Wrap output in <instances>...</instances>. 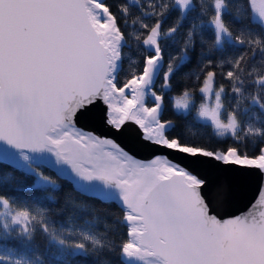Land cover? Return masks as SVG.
Returning a JSON list of instances; mask_svg holds the SVG:
<instances>
[{
	"label": "snow or ice",
	"instance_id": "6c2138e0",
	"mask_svg": "<svg viewBox=\"0 0 264 264\" xmlns=\"http://www.w3.org/2000/svg\"><path fill=\"white\" fill-rule=\"evenodd\" d=\"M190 6L193 0H149V22L138 16L131 23L139 30L126 33L129 9L118 15L108 0H0V176L22 170L36 178L22 202L0 184V264H91L98 247L126 264H264V73L245 74L246 55L215 59L225 40L264 56V0L243 3L247 30L238 34L226 19L227 0H209L201 14L210 18L193 24L173 51L181 23L168 24L169 10L182 20ZM201 27L214 40L201 35L198 48ZM130 37L140 66L121 77ZM194 54L198 83L169 95ZM225 63L230 92L216 86ZM248 83L255 94H246ZM166 110L209 125L217 146L174 134ZM94 121L108 133L89 127ZM44 166L82 195L117 204L126 231L101 240L57 227L54 216L64 209L46 204L57 185ZM249 181L257 195L240 207ZM37 226L47 259L34 251Z\"/></svg>",
	"mask_w": 264,
	"mask_h": 264
},
{
	"label": "trees",
	"instance_id": "16d2710c",
	"mask_svg": "<svg viewBox=\"0 0 264 264\" xmlns=\"http://www.w3.org/2000/svg\"><path fill=\"white\" fill-rule=\"evenodd\" d=\"M111 4L112 9L118 15L120 14V9L127 7L129 9V15L127 17L128 23L125 27L126 33H131L133 31L139 30L138 24H132L131 21L136 17H140L145 22H149V17L144 15V12L151 11L148 7L149 0H140L139 4L135 3L134 0H108ZM170 4L173 0H166ZM229 3V9L226 13V19L232 23V30L238 34L241 30H247V22L242 18L243 11L241 7L243 3L246 5V0H227ZM209 0H193V6H190L185 14V17L181 20L179 15V10L175 7L170 8L168 13V24L174 23L176 20H180L181 29L176 34V40L180 43L173 45L172 50L178 51L181 47L182 42L186 39L187 31L192 29V25H200L201 21H207L210 17L201 14L202 7L208 5ZM237 14L240 15L241 19H236ZM239 20V23H235ZM167 26V25H166ZM203 35L204 39L208 42L214 40V33L210 29L200 28V31L196 33L197 45L199 48V38ZM130 43L125 45L124 52L126 53L124 60L122 61V69L120 76L124 77L130 74L132 71L136 70L140 66L141 57L137 51V46L134 38L130 37ZM165 45L167 46L170 41L165 40ZM225 43V51L223 54H219L215 57L217 64L219 60H236L239 59L241 55L247 56V62H241V67L244 68L245 74L256 71L253 73L251 79H255V76L260 73H264V56H261L259 52L253 54L248 52L246 47L234 46L227 40ZM205 50L207 46L205 45ZM232 69V65L225 63L222 66H218L216 71L218 74L217 84H223L227 91L230 92L231 82L224 78L226 72ZM166 70V66L161 70V78L163 71ZM186 75V79H184ZM202 75L198 71V62L195 61V54L193 55L192 62L185 65V67L178 72L176 76L173 77L174 91L169 93V95L179 94L182 88L187 90H192L193 85L198 83L197 77ZM160 80H157V88H159ZM246 94H255V85L248 83L245 85ZM199 100V96H197ZM234 103V100L232 101ZM247 103V102H246ZM257 114L259 112L257 111ZM165 118H173L177 122V128L174 130V134H180L181 136H186L197 141H203L209 143L211 146H217V142L220 138L215 136V131L207 124L201 121H195L189 116L185 119L182 116L174 115L173 110H166L163 114ZM250 116V114H248ZM250 117H245L249 119ZM43 171L50 179L56 182L57 187L51 190L47 195L56 197L54 201L47 200V206H59L64 209V211L58 216H54V222L57 227L63 226L65 229H73L77 232L90 230L93 234H96L101 240L112 239L121 235L126 231V226L121 223L122 211L115 203H104L97 199H90L89 197L82 195L76 188L59 176L55 170L49 169L48 166L43 167ZM9 176L7 181L0 176V184L8 183L11 185L12 189L16 190V198L19 201L27 199L23 195L24 189L29 184H34L36 178L24 173L22 170L12 171L9 170ZM83 203L86 208L81 209L75 205ZM79 237H72V239H78ZM34 242L36 249L42 258L47 259L48 245L47 237L40 231L39 226L34 233ZM98 254H90L89 259L92 260L91 264H126L122 257L117 256L114 252H110L107 249L98 247Z\"/></svg>",
	"mask_w": 264,
	"mask_h": 264
},
{
	"label": "water",
	"instance_id": "95a60500",
	"mask_svg": "<svg viewBox=\"0 0 264 264\" xmlns=\"http://www.w3.org/2000/svg\"><path fill=\"white\" fill-rule=\"evenodd\" d=\"M89 127L95 128L97 132L99 133H108V129H106L103 125H101L98 121H94L91 124H89ZM110 134V133H109ZM119 140L123 142H127V137H118ZM257 185L255 182H246L242 188V191L239 194L238 197V203L240 207H244L249 203L254 197L257 195Z\"/></svg>",
	"mask_w": 264,
	"mask_h": 264
},
{
	"label": "clouds",
	"instance_id": "9594fccd",
	"mask_svg": "<svg viewBox=\"0 0 264 264\" xmlns=\"http://www.w3.org/2000/svg\"><path fill=\"white\" fill-rule=\"evenodd\" d=\"M230 2H231V0H230ZM225 11H226V13L228 12L227 9H226ZM239 22H240L239 20H236V21H235V23H239Z\"/></svg>",
	"mask_w": 264,
	"mask_h": 264
}]
</instances>
